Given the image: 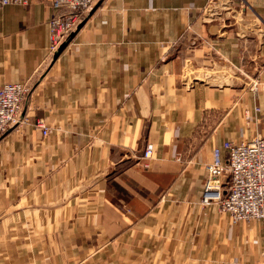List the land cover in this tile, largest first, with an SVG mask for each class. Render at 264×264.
<instances>
[{
    "label": "crops",
    "instance_id": "1",
    "mask_svg": "<svg viewBox=\"0 0 264 264\" xmlns=\"http://www.w3.org/2000/svg\"><path fill=\"white\" fill-rule=\"evenodd\" d=\"M241 1L245 35L213 22L230 0H100L52 62L46 1L0 8V86L32 87L0 138V264H264V219L200 204L213 149L264 137V0Z\"/></svg>",
    "mask_w": 264,
    "mask_h": 264
},
{
    "label": "built area",
    "instance_id": "2",
    "mask_svg": "<svg viewBox=\"0 0 264 264\" xmlns=\"http://www.w3.org/2000/svg\"><path fill=\"white\" fill-rule=\"evenodd\" d=\"M49 7L48 61L52 62L60 46L89 15L100 0H45ZM30 0H0V8L26 6ZM255 87V80L251 82ZM32 87L27 83L0 86V138L10 129L28 122L22 115ZM258 111V109H256ZM149 149V148H148ZM215 147L206 167L200 204H215L222 213L237 222L264 219V137L257 135L240 142L226 141ZM148 152H144L147 157Z\"/></svg>",
    "mask_w": 264,
    "mask_h": 264
},
{
    "label": "rangeland",
    "instance_id": "3",
    "mask_svg": "<svg viewBox=\"0 0 264 264\" xmlns=\"http://www.w3.org/2000/svg\"><path fill=\"white\" fill-rule=\"evenodd\" d=\"M218 4V3H217ZM217 5L215 4V1L209 6V13L213 14L215 13ZM219 7V6H218ZM226 7V6H224ZM246 10V4H244L243 1L241 0H230L228 4V8H225L224 12L215 14L212 16L213 19H215L213 22L218 26L221 25L223 26V30H228V32H232L233 34H239V35H245V29L243 28L244 25V14ZM83 22V21H82ZM239 29V30H238ZM245 32V34H244ZM255 32V31H254ZM198 77L197 79L200 81L212 83V84H223V83H229L232 82L233 79L231 78H223L222 76L218 74H213V73H197ZM191 77V75H189ZM238 77V78H237ZM236 78L238 79V82H242V76L238 75ZM255 80V87L254 90L256 91L258 88L263 87L264 83L257 79V77L254 79ZM252 81V80H251ZM252 86V85H251ZM258 109V111H256ZM254 112L260 113V109L256 106L254 108Z\"/></svg>",
    "mask_w": 264,
    "mask_h": 264
},
{
    "label": "water",
    "instance_id": "4",
    "mask_svg": "<svg viewBox=\"0 0 264 264\" xmlns=\"http://www.w3.org/2000/svg\"><path fill=\"white\" fill-rule=\"evenodd\" d=\"M82 25H83V22H81L78 26H77V28H76V30L74 31V32H72L70 35H69V37H68V39L60 46V48H59V50H58V52L55 54V56H54V59H56V57L62 52V50L67 46V44L71 41V39L74 37V35H75V33H76V31L77 30H79L81 27H82Z\"/></svg>",
    "mask_w": 264,
    "mask_h": 264
},
{
    "label": "bare ground",
    "instance_id": "5",
    "mask_svg": "<svg viewBox=\"0 0 264 264\" xmlns=\"http://www.w3.org/2000/svg\"><path fill=\"white\" fill-rule=\"evenodd\" d=\"M217 71V70H216Z\"/></svg>",
    "mask_w": 264,
    "mask_h": 264
}]
</instances>
